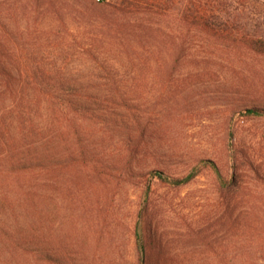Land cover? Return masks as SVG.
<instances>
[{"label": "rangeland", "instance_id": "1", "mask_svg": "<svg viewBox=\"0 0 264 264\" xmlns=\"http://www.w3.org/2000/svg\"><path fill=\"white\" fill-rule=\"evenodd\" d=\"M49 1L0 0V37L32 45L5 56L14 75L9 82L30 90L48 82L75 86L117 135L103 144L106 151H116L124 137L116 121L134 116L150 123L149 148L136 155V176L116 184L55 174L52 182L51 173L39 172L1 177L11 199L38 190L36 208L20 210L16 201L21 222L41 227L43 240L87 264H137L139 214L146 205L151 245L176 264H262L264 113L246 110L264 107V55L206 31L191 32L184 45L167 40L157 54L140 24L178 35L184 28L173 15L123 10L121 0L94 7L86 0H53L56 13ZM240 7L238 25L255 24L264 36V0H242ZM175 54L180 57L172 67ZM37 70L49 78L32 76ZM7 82L0 77V87ZM21 97L6 93L0 101L1 130L8 124L16 138L29 122L37 129L50 119L45 97L41 105L33 91ZM101 126L92 133L104 136ZM156 166L170 176L195 175L181 185L139 175Z\"/></svg>", "mask_w": 264, "mask_h": 264}, {"label": "trees", "instance_id": "2", "mask_svg": "<svg viewBox=\"0 0 264 264\" xmlns=\"http://www.w3.org/2000/svg\"><path fill=\"white\" fill-rule=\"evenodd\" d=\"M33 1L38 3L39 0ZM86 1L93 7L99 4L95 0ZM49 3L54 12H60L57 10L60 6L56 8L53 0ZM119 6L123 10L136 9L137 12H156L177 17L184 28L178 35L169 33L159 25H151L147 21L140 24L142 29L150 32L151 38L148 40L150 50L151 48L157 50L155 51L157 54L166 48L167 40L173 42V45H179L178 39H181V44L184 45L191 32L206 31L212 35L240 41L252 51L264 55V36L256 32L257 26L254 24L248 29L244 20L241 27L238 25L239 22L237 23L243 18L241 14L243 10L240 7L242 0H121ZM31 46L17 43L15 40L10 43L8 39L0 37V77L8 81L5 86L0 87V101L6 93L19 92L23 100L21 96L28 97L33 91V95L38 99L37 104L41 105L43 102L40 99L45 97L47 106L50 107L48 109L50 119H46V123L37 129L29 122L30 128L20 131L18 138L10 135L8 124H3L4 132L0 127V178H9L12 175L17 179L19 173L25 175L39 172L48 175L51 173L52 182L56 181L55 175L63 177L72 175L88 181L99 180L109 183L115 181V184L121 179L131 180L136 176L133 164L136 162V155L141 153L142 157L144 155L142 153L149 148L147 139L149 121L140 124L135 116L130 122L117 120L115 126L126 130L124 137L119 140L120 147L116 151H106L103 144L106 140L112 143L117 135L113 128H105L108 121L101 119L97 111L87 106L86 97L76 93L75 86L47 81V84L39 83L30 90L29 87H20L9 82L14 79V75L5 56L7 58V55L13 57L27 53ZM173 57L172 67H175L180 56L175 54ZM157 60L159 56L156 57ZM47 72L37 70L31 74L35 77L40 73L44 78H49ZM171 72L173 69L169 68L167 75H171ZM246 112L261 114L264 113V107H250ZM98 125H102L104 136L92 133ZM136 125L140 128L137 129ZM139 175L148 177L147 180L155 178L162 184L181 185L193 178L195 173L189 172L184 176L175 177L156 166L147 171L142 170ZM47 181L49 182V179ZM1 184L7 185L3 182H0V186ZM37 192V188L28 189L26 196L18 197L17 200L16 197L11 199L7 195V190L0 188L1 264H87L83 258L73 256L64 246L56 247L52 242L43 240L40 234L41 227L37 228L33 223L24 225L20 220L21 215H16V201H20V210L27 205L36 208V198L39 197ZM108 198L112 199V194ZM142 207L139 216L143 223L141 233L136 234L135 242L137 264H176L165 257L168 252L151 245L150 219L147 216L146 205ZM100 208L106 209V205L102 203ZM260 250L264 253V241Z\"/></svg>", "mask_w": 264, "mask_h": 264}, {"label": "built area", "instance_id": "3", "mask_svg": "<svg viewBox=\"0 0 264 264\" xmlns=\"http://www.w3.org/2000/svg\"><path fill=\"white\" fill-rule=\"evenodd\" d=\"M96 1H100V0H96Z\"/></svg>", "mask_w": 264, "mask_h": 264}]
</instances>
